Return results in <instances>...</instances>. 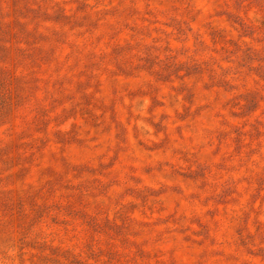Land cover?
<instances>
[{
    "label": "rangeland",
    "instance_id": "obj_1",
    "mask_svg": "<svg viewBox=\"0 0 264 264\" xmlns=\"http://www.w3.org/2000/svg\"><path fill=\"white\" fill-rule=\"evenodd\" d=\"M0 264H264V0H0Z\"/></svg>",
    "mask_w": 264,
    "mask_h": 264
}]
</instances>
